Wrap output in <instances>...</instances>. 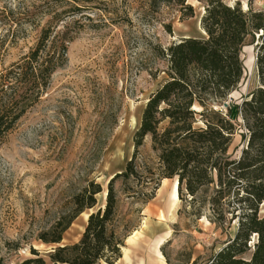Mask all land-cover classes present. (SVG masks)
I'll list each match as a JSON object with an SVG mask.
<instances>
[{
    "label": "rangeland",
    "instance_id": "1",
    "mask_svg": "<svg viewBox=\"0 0 264 264\" xmlns=\"http://www.w3.org/2000/svg\"><path fill=\"white\" fill-rule=\"evenodd\" d=\"M82 1L89 8L78 11L69 0H0V71L28 54L50 24L70 40L67 61L54 72L45 94L0 143V256L5 264H21L37 256L54 264L49 254L56 245L42 241L40 235L71 215L75 196L93 181L102 189L96 194V205L73 221L62 244L81 239L88 222L84 213L105 207L102 194L111 176L124 171L133 156L134 136L141 124L132 128V116L142 108V120L148 99L166 78L165 62L154 55L152 46L167 47L183 37L206 35L201 30L204 3L199 0H188L195 15L184 20L166 5L152 16L146 6L131 0ZM240 2L245 10H264V0ZM65 10L57 22L55 13ZM252 55L255 59L245 66L229 104L241 102L259 84L254 45L248 43L242 51L244 64ZM215 108L225 107L222 103ZM242 132L239 128L230 149L235 156L246 144ZM157 162L147 135L138 155L140 178ZM174 181L170 178L162 193L159 179L148 201L129 196L122 179L115 182L116 233L126 239L135 229L142 230L145 221L155 230L145 229L134 245H128L134 264L139 258L145 264H159L151 248L168 228L170 237L161 246L167 264H207L238 230L231 214L226 223H216L210 204L197 210L198 204L185 192L172 205ZM143 183L141 179L131 184L139 188ZM213 192L214 185L204 195Z\"/></svg>",
    "mask_w": 264,
    "mask_h": 264
},
{
    "label": "trees",
    "instance_id": "2",
    "mask_svg": "<svg viewBox=\"0 0 264 264\" xmlns=\"http://www.w3.org/2000/svg\"><path fill=\"white\" fill-rule=\"evenodd\" d=\"M73 8L87 7L82 0ZM79 1V2H78ZM146 6L154 16L162 5L180 12L184 20L195 15L188 0H131ZM204 3L201 25L204 37H183L167 47L152 46L164 60L166 78L151 94L134 136L135 149L124 171L110 178L106 205L88 217L81 239L62 244L65 231L87 208L96 205L100 185L91 182L75 196L71 215L62 217L40 239L56 246L49 256L54 264H115L122 256L125 235L116 233L117 191L148 201L159 179L178 177L179 194L193 203L210 204L216 223L238 221L233 238L207 264H264V10H244L240 0H199ZM66 10L55 13L58 21ZM168 30H170V25ZM66 34L50 24L42 29L37 45L28 54L0 71V143L16 128L22 116L45 94L52 75L67 61ZM254 45L259 84L241 102L215 108L238 89L245 74L242 51ZM194 106L199 108L194 109ZM241 118V122L239 121ZM242 128L246 144L238 155L230 152L234 137ZM151 137L157 167L142 177L138 155L144 139ZM144 179L136 188L132 181ZM214 185L212 195H204ZM33 253L37 254L35 249ZM0 264L4 258L0 256ZM21 264H46L37 256Z\"/></svg>",
    "mask_w": 264,
    "mask_h": 264
},
{
    "label": "bare ground",
    "instance_id": "3",
    "mask_svg": "<svg viewBox=\"0 0 264 264\" xmlns=\"http://www.w3.org/2000/svg\"><path fill=\"white\" fill-rule=\"evenodd\" d=\"M202 31H204V29L201 28ZM248 48L252 49L253 46L249 45ZM255 59V56L252 55L249 59L246 60V64L245 66H251V61ZM196 108H199L198 106H196ZM141 111L142 108L140 110V114L139 115H133L132 116V128L134 127H138V125L141 124ZM114 175H112L111 177H113ZM175 181L173 184V188H172V192H171V196H172V205H175L177 203V201L180 199L179 197V180L178 177H174ZM169 180L170 178H163L162 179V183L159 187V192H164L169 184ZM106 197V192H104L102 194V198L105 199ZM89 217V213H84V219L87 221ZM162 217H164L162 215ZM143 229H135L130 235H128L126 237V246L123 247V253L120 259H118L116 261V263H118L119 261H123L124 264H134L133 259L131 257V247H129L130 245H134L137 241V238L139 235H142L144 230H148L151 231V233L155 232L154 229L151 230V225L149 222H144L143 224ZM170 233L171 230L170 228H168L165 233L161 236H158L154 239V244L153 247L151 248V250L153 251V254L155 255V258L157 261H159V264H167L165 261V256L161 251V246L167 241V238L170 237ZM129 245V246H128ZM135 264H145V260L143 258H139V260H137V262Z\"/></svg>",
    "mask_w": 264,
    "mask_h": 264
},
{
    "label": "water",
    "instance_id": "4",
    "mask_svg": "<svg viewBox=\"0 0 264 264\" xmlns=\"http://www.w3.org/2000/svg\"><path fill=\"white\" fill-rule=\"evenodd\" d=\"M235 1H236V0H235ZM244 10H245V9H244ZM232 96H233V93L230 95V97H232ZM223 106H224L225 108L228 107V106H229V101H227V100L224 101ZM194 109H197L196 106H194ZM106 197H107V192H106ZM91 213H92V212H91ZM91 213H90V214H91ZM90 214H89V215H90ZM126 242H127V241H126V239H125V244H127ZM123 247H124V246H122V253H123ZM53 250H54V249H52L51 251H53Z\"/></svg>",
    "mask_w": 264,
    "mask_h": 264
}]
</instances>
